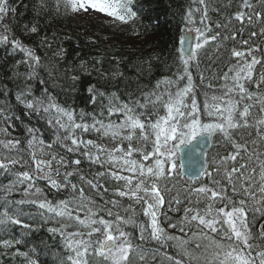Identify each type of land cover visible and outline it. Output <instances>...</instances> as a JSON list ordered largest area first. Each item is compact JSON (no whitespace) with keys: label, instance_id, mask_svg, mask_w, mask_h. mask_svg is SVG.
I'll use <instances>...</instances> for the list:
<instances>
[{"label":"snow or ice","instance_id":"obj_1","mask_svg":"<svg viewBox=\"0 0 264 264\" xmlns=\"http://www.w3.org/2000/svg\"><path fill=\"white\" fill-rule=\"evenodd\" d=\"M61 4L66 13L96 11L123 23L136 17L133 0H56V11ZM192 5L183 17L185 28L179 37L182 72L175 79L158 80L138 96L127 93V100L117 91L90 85V102L98 105L99 113L59 103L39 76L41 57L20 40L11 41L13 49L25 56L9 77L14 83L23 81L22 86L16 83L15 101L26 114L45 120L51 139L46 141L34 127H26L23 142L11 137L10 122L20 117L8 99L7 85L0 88V122L6 125L0 126V135L5 137L0 139V174L13 177L0 189L5 194L0 200V230H21L19 238L0 240V245L7 249L23 243L39 218L44 224L59 225L48 231L63 241L67 255L60 264H149L160 253L145 247L148 241L174 250L165 252L159 264H264V223L257 226L264 218V56L255 55L264 48L254 42L264 38V10H258L264 9V0H192ZM234 5L236 10L229 12ZM14 11L8 0H0V24ZM210 12L220 18L213 20ZM257 26L259 31L250 30ZM29 31L38 29L32 26ZM8 40V35L0 34V45ZM229 43L239 47L228 48ZM206 46L217 54L229 53L228 70L213 74L199 101L189 69L199 70V56ZM63 52L61 48L56 55L63 58ZM21 63L28 68L26 73L18 71ZM78 69L88 74L97 71L95 65L90 70L85 61ZM122 75L115 72L111 78ZM99 76L105 81L109 78L104 73ZM37 79L44 86L39 95L29 83ZM67 79L74 86L79 75ZM204 79L201 71V83ZM212 80L220 83L214 86ZM85 134H96L115 146L84 139ZM214 140L224 152L209 159L207 150ZM186 149L190 150L187 154ZM85 162L100 170L85 172L81 167ZM177 177H187V183L183 196L181 191L170 196V210L179 211L187 203L181 218L172 222L161 209L165 194L172 192L166 182ZM40 180L47 182L49 191L66 195L49 199L38 185ZM161 182H165L163 188ZM109 183L116 185L111 195L141 205L150 224L138 223L132 204L123 215L114 211L119 200L104 199ZM21 188V199L8 198ZM172 204L177 207L171 209ZM25 205L37 211H26ZM161 215L179 234L161 225ZM128 227H139L138 243H133ZM31 251L35 253L34 248ZM16 254L27 264H39L29 252L17 250Z\"/></svg>","mask_w":264,"mask_h":264},{"label":"trees","instance_id":"obj_2","mask_svg":"<svg viewBox=\"0 0 264 264\" xmlns=\"http://www.w3.org/2000/svg\"><path fill=\"white\" fill-rule=\"evenodd\" d=\"M8 0L14 12H9L7 17L0 24V34L8 35L7 43L0 45V88L7 85L9 89V101L14 106L15 115L20 119L11 121L9 133L11 137L19 138L23 142L26 138V127H34L43 133V138L48 141L51 139V131L48 128L45 120L36 114H26L23 106L18 105L15 101V86L16 83L23 85V81L9 79L17 65L18 61L25 59L24 53L18 49L14 50L11 41L14 39L20 40L22 44L32 48L35 53L41 57L42 67L39 69V76L47 82L49 92H51L61 104H70L77 111L83 109L85 112L99 113L98 105H93L90 102V94L88 88L90 85H97L105 91H117L122 100H127V93L133 92L134 95H139L140 91H147L155 86L158 80L165 77L172 79L176 78V73L182 72V66L179 64V37L182 35L185 28L184 15L192 5V0H133V10L136 11V17L125 23V26L117 25L114 18H109L111 22L103 24H91L89 21L77 19L76 14L66 13L61 4L60 11H56V0ZM236 10L228 9L229 12ZM264 10V9H258ZM209 15L213 20L219 19L220 15L215 12H210ZM120 22V21H116ZM27 25V28H25ZM36 26L38 31L31 33L29 29ZM5 27L7 32H5ZM214 27V25H213ZM259 31L257 26L254 29ZM248 31H245L243 38L247 39ZM45 37L47 39H45ZM240 37H238V40ZM254 42L264 48V38L257 37ZM51 47H48V45ZM233 46L239 47V44L229 43L228 48ZM63 49V58L56 53ZM258 57L264 56V52L255 53ZM229 53L221 50V53H215L214 49L206 46V50L202 51L199 56V70L192 66L190 72L193 77V82L196 85V93L199 101H202L200 93L206 90L209 80L213 74L221 75L228 70ZM81 61H85L87 67L91 70L93 65L97 71H91V74L79 71L78 65ZM97 61H101L97 64ZM235 62V61H233ZM71 70V71H66ZM261 70L260 65L257 66V73ZM18 71L26 73L28 68L21 63ZM52 71L50 77L48 72ZM204 73V81L201 83L200 72ZM120 72L123 75L115 80L111 78L112 73ZM99 73H104L108 76L105 81L100 78ZM79 75V80L72 85V82L67 79L70 75ZM185 80L180 82L182 87L186 83ZM33 85L34 92L39 95L44 87L39 83V80L29 81ZM214 86H217L220 81L212 80ZM255 90L254 86H250ZM0 99L3 96L0 95ZM163 114V113H162ZM118 119V117H113ZM0 126L3 125L0 122ZM0 135V139H4ZM84 139H93L98 143H106L109 147L115 145L107 140H99L96 134H85ZM24 146L23 143L21 145ZM224 152L223 148L215 146V140L209 151V159L216 157L217 152ZM25 158H27L25 156ZM139 158V156H137ZM81 167L85 172L96 171L98 166L84 163ZM17 170L23 169L17 166ZM13 177L0 174V189L7 185ZM165 182H161L163 188ZM168 188L172 189L170 194H165V205L161 209L162 213H166L169 220L172 222L178 221L183 215V208L186 205L181 204L180 210H170L168 200L170 196H175L177 191H181L187 183V179L168 180ZM38 185L45 189L49 199L63 198L66 193L61 192L56 194L54 190L49 191L47 182L44 180L38 181ZM173 185L176 187L173 188ZM197 186V185H193ZM110 192L104 197L105 200L117 199L120 206L115 208L120 212L121 207H126L132 204V207L137 213L138 223L144 225L150 224L147 217L143 215L141 205H137L127 199L113 197L111 190L116 187L115 183H109ZM4 192L0 191V200L4 197ZM10 200H19L22 198V188L14 190L8 197ZM99 199V197H97ZM108 207H112L110 204ZM175 204L171 205V209H175ZM26 211L36 212L37 209L32 206L25 205ZM121 213V212H120ZM160 221L162 226L167 228L170 233L173 230L168 227V220L161 215ZM264 223V218L257 222V226ZM50 227H59L58 224H44L39 221L34 224V230L31 235L24 238V242L14 246L13 248H4L0 245V264H27L24 257L17 255V250L21 252H29V255L37 259L39 264H60V260L66 257L67 252L64 249L63 241L58 234H53L48 231ZM72 229H69L71 231ZM127 231L133 234V243H138L139 227H128ZM18 228L12 231L0 230V240L19 238ZM195 231V229H193ZM255 231V229H254ZM176 234H179L178 231ZM147 235V233H145ZM145 247L152 250H159L160 255L156 261H150L149 264H159V261L165 252L172 254L173 249L170 247H161L154 241H148ZM35 249V253L31 249Z\"/></svg>","mask_w":264,"mask_h":264},{"label":"rangeland","instance_id":"obj_3","mask_svg":"<svg viewBox=\"0 0 264 264\" xmlns=\"http://www.w3.org/2000/svg\"><path fill=\"white\" fill-rule=\"evenodd\" d=\"M75 17H77V19H80V20H84V21H89L91 24H105V23H108V22H111V21H114V20H111V19H109V18H107L106 17V15L105 14H102V13H98V12H96V11H90V12H88V13H80V14H76V16ZM117 25H120V26H125V23H123V22H116V21H114ZM137 158V157H136ZM137 159H139V158H137ZM125 174H127V173H125ZM126 207H121V209H120V212H121V214L123 215V214H125L124 213V209H125ZM114 211H117V209H113ZM134 215L135 216H137V213L136 212H134ZM161 217V216H160ZM160 217H159V219H160ZM147 219L149 220V222H150V218L149 217H147ZM161 222V221H160ZM162 223V222H161ZM162 225V224H161ZM166 230H167V228H165ZM168 231V230H167ZM174 231V233L176 234L177 233V230H173ZM192 231H193V229H192ZM169 232V231H168Z\"/></svg>","mask_w":264,"mask_h":264},{"label":"water","instance_id":"obj_4","mask_svg":"<svg viewBox=\"0 0 264 264\" xmlns=\"http://www.w3.org/2000/svg\"><path fill=\"white\" fill-rule=\"evenodd\" d=\"M190 150L186 149L185 153L187 154ZM191 171H195V169H192Z\"/></svg>","mask_w":264,"mask_h":264}]
</instances>
